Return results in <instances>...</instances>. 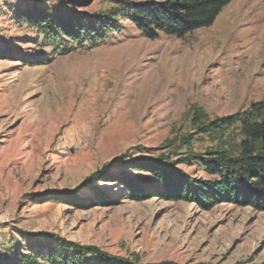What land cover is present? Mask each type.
Wrapping results in <instances>:
<instances>
[{
	"label": "rangeland",
	"instance_id": "374dc122",
	"mask_svg": "<svg viewBox=\"0 0 264 264\" xmlns=\"http://www.w3.org/2000/svg\"><path fill=\"white\" fill-rule=\"evenodd\" d=\"M147 1L164 0H0V264L59 252L61 239L141 263H264V210L166 199L150 172L123 165L162 156L217 178L193 157L235 154L238 123L208 124L264 99V0H231L210 25L154 39L120 16ZM35 8L118 31L54 45L22 13Z\"/></svg>",
	"mask_w": 264,
	"mask_h": 264
},
{
	"label": "trees",
	"instance_id": "16d2710c",
	"mask_svg": "<svg viewBox=\"0 0 264 264\" xmlns=\"http://www.w3.org/2000/svg\"><path fill=\"white\" fill-rule=\"evenodd\" d=\"M229 1L231 0H164L128 3V8L121 9L120 16L132 21L149 39L158 37L160 33L182 36L196 28L210 25ZM22 13L42 32L43 37L54 45L59 44L65 37L77 43L96 42L105 39L109 31H118L110 21L103 22L101 27L98 25L90 29L78 24L75 29L67 25L68 18L72 19L71 14H66V18L62 19L63 17L58 15L47 16L36 8ZM235 123H238L243 136L235 154L221 150L208 151L200 157H193L194 161L201 163L203 170L217 176L215 180L187 177L162 156L128 158L123 165L150 172L162 186L158 193L166 199L194 202L203 209H208L218 202L230 201L264 210V99L252 102L241 115H228L210 122L208 126L209 129L216 130ZM113 163L114 161L107 162L103 168L106 169ZM99 175L100 171L97 170L91 177H102ZM125 184L132 197L142 199L145 196V191L139 184L131 180ZM97 195L100 194L97 193L94 197ZM59 243V252L41 255L40 257H44L42 260L38 256L20 252L17 263L12 259L8 263L210 264L178 263L171 260L141 263L128 257L111 255L91 245H79L63 239ZM88 254H93L95 259L90 260ZM234 264L247 263L240 261Z\"/></svg>",
	"mask_w": 264,
	"mask_h": 264
}]
</instances>
